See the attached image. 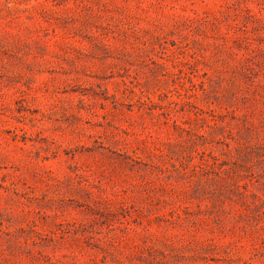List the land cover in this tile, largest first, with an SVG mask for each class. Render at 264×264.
I'll list each match as a JSON object with an SVG mask.
<instances>
[{
  "label": "rangeland",
  "instance_id": "rangeland-1",
  "mask_svg": "<svg viewBox=\"0 0 264 264\" xmlns=\"http://www.w3.org/2000/svg\"><path fill=\"white\" fill-rule=\"evenodd\" d=\"M0 264H264V0H0Z\"/></svg>",
  "mask_w": 264,
  "mask_h": 264
}]
</instances>
